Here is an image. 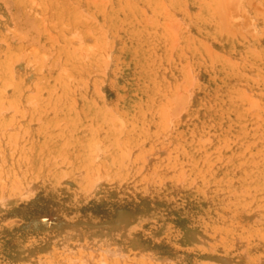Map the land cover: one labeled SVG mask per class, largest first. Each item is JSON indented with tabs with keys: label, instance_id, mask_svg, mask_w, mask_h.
Returning <instances> with one entry per match:
<instances>
[{
	"label": "rangeland",
	"instance_id": "374dc122",
	"mask_svg": "<svg viewBox=\"0 0 264 264\" xmlns=\"http://www.w3.org/2000/svg\"><path fill=\"white\" fill-rule=\"evenodd\" d=\"M0 264H264V0H0Z\"/></svg>",
	"mask_w": 264,
	"mask_h": 264
}]
</instances>
